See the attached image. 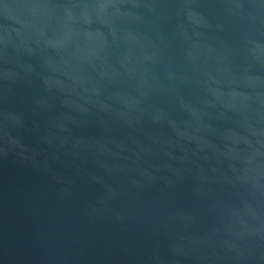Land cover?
<instances>
[{
	"label": "water",
	"instance_id": "obj_1",
	"mask_svg": "<svg viewBox=\"0 0 264 264\" xmlns=\"http://www.w3.org/2000/svg\"><path fill=\"white\" fill-rule=\"evenodd\" d=\"M0 264H264V0H0Z\"/></svg>",
	"mask_w": 264,
	"mask_h": 264
}]
</instances>
